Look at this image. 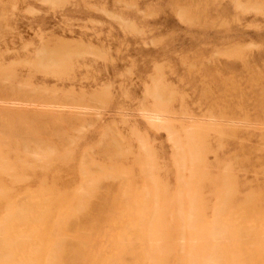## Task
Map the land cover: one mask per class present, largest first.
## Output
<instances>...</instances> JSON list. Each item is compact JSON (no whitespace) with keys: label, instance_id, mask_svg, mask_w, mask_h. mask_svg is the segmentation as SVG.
I'll use <instances>...</instances> for the list:
<instances>
[{"label":"rangeland","instance_id":"374dc122","mask_svg":"<svg viewBox=\"0 0 264 264\" xmlns=\"http://www.w3.org/2000/svg\"><path fill=\"white\" fill-rule=\"evenodd\" d=\"M191 138L206 199L225 168L238 198L264 199V0H0V156L22 161L15 191L70 196L80 172L123 170L91 202L145 203L140 191L176 190L175 146Z\"/></svg>","mask_w":264,"mask_h":264},{"label":"bare ground","instance_id":"6f19581e","mask_svg":"<svg viewBox=\"0 0 264 264\" xmlns=\"http://www.w3.org/2000/svg\"><path fill=\"white\" fill-rule=\"evenodd\" d=\"M153 108L161 117V108ZM192 138L175 146L176 190L140 191L145 203L131 195L120 202L106 197L98 207L91 202L99 179L125 178L129 174L123 170H102L100 177L80 172V185L70 196L45 185L15 191L23 177L14 164L22 161L0 156V264H264L260 191L238 198L232 170L225 168L215 201L206 199L211 179L202 157L205 147ZM43 160L51 159L24 163L34 169ZM93 212L99 217L81 216Z\"/></svg>","mask_w":264,"mask_h":264}]
</instances>
